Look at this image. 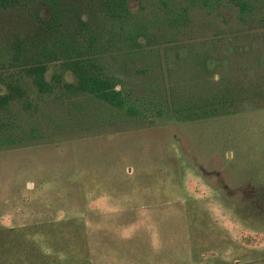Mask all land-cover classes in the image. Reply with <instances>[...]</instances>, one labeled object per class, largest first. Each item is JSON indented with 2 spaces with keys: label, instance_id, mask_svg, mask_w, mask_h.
Masks as SVG:
<instances>
[{
  "label": "rangeland",
  "instance_id": "374dc122",
  "mask_svg": "<svg viewBox=\"0 0 264 264\" xmlns=\"http://www.w3.org/2000/svg\"><path fill=\"white\" fill-rule=\"evenodd\" d=\"M61 1L84 17L100 8ZM165 1L129 0L143 46L175 64L188 43L207 44L263 94L227 115L133 118L0 146V264H264V0H251L248 22L231 0ZM45 7L14 0L0 35L39 23Z\"/></svg>",
  "mask_w": 264,
  "mask_h": 264
},
{
  "label": "trees",
  "instance_id": "16d2710c",
  "mask_svg": "<svg viewBox=\"0 0 264 264\" xmlns=\"http://www.w3.org/2000/svg\"><path fill=\"white\" fill-rule=\"evenodd\" d=\"M231 1L242 22L257 18L251 0ZM13 2L0 0V9ZM44 2L48 16L35 12L40 24L0 35V146L133 118L227 115L263 94L256 83H245L247 73L234 77L223 68V57L207 44L188 43L175 64L163 61L160 46L140 43L144 25L134 24L129 0H100L87 17L76 4ZM192 5H180L169 23L180 27ZM258 19L264 26L263 13ZM214 58L219 62L212 65Z\"/></svg>",
  "mask_w": 264,
  "mask_h": 264
}]
</instances>
